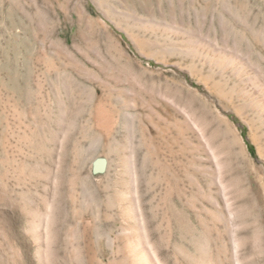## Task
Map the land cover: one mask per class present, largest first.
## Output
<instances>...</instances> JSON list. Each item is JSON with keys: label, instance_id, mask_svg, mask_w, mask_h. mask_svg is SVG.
Returning a JSON list of instances; mask_svg holds the SVG:
<instances>
[{"label": "rangeland", "instance_id": "rangeland-1", "mask_svg": "<svg viewBox=\"0 0 264 264\" xmlns=\"http://www.w3.org/2000/svg\"><path fill=\"white\" fill-rule=\"evenodd\" d=\"M189 38L235 47L264 71V0H0V264L124 263L125 237L114 246L102 237L122 229L129 235L136 226L132 218L121 219L117 207V198L129 195L124 161L131 146L152 238L163 239L161 254L169 264L173 256L183 263L176 245L188 246L199 235L191 192L210 162L196 131L176 121L178 112L168 108L166 97L200 118L221 150L240 212L242 252L250 253L251 237L259 227L264 231L263 190L225 117L258 165L264 162V120L251 116V128L227 108L219 77L182 51ZM103 107L116 119L110 132L97 121ZM145 153L151 163L142 172ZM99 156L109 162L95 174L92 163ZM183 170L185 208L172 200V182ZM82 186L93 195L85 213L67 195ZM47 192L57 200L50 257L43 255L41 222ZM174 206L182 209L180 241L169 226ZM203 219L209 223V213ZM87 222L103 236L85 233Z\"/></svg>", "mask_w": 264, "mask_h": 264}, {"label": "bare ground", "instance_id": "bare-ground-1", "mask_svg": "<svg viewBox=\"0 0 264 264\" xmlns=\"http://www.w3.org/2000/svg\"><path fill=\"white\" fill-rule=\"evenodd\" d=\"M150 26L152 27V24ZM170 29L171 31H178V29L175 27H171ZM184 45L185 46L181 48L185 54L193 58H198L201 65L204 66V64H206L210 67L209 70L211 75H214V77H219V82H222L223 87V91L221 92L220 90L219 93L221 96H223V98L225 97L227 100H229L231 105L227 107L229 108V110L234 111L239 117L244 119L245 122L251 128H254V118L251 116L256 115L261 120H264V71H262V68H260L259 65L253 63L251 61V58L249 59L246 55H244L240 50L236 49L235 47L231 48L227 45L219 46L220 44L218 45L216 42L210 41L206 38H189ZM226 72H231V76H225ZM92 74H94V72ZM231 82L233 83L232 85H230ZM165 102L168 108L174 107L176 112H178V115L180 117L178 116L176 118V121H178L183 127H191L196 131L200 141L204 146V149L207 152L208 159L210 162L209 165H206L204 166V168H202V175L200 176V179H198L199 182L197 184V187L195 188V191L191 192L194 198V207H197H195L196 210H194V212L192 211L195 217V220L193 221V231L199 232V235L194 238V241H190V245L188 246H183V244L177 243L176 253L181 256V258L183 259V263H180L179 259L177 258L178 256H173V259L171 260L170 264H264V231L262 230L263 232L261 233V229H259L260 227L257 228L253 237H251V248L249 250L250 253L247 254L248 256L242 252L243 241L238 231L240 212H238V209L236 207L237 205L235 204L236 201L235 195L233 193L234 190H232L231 186L225 180L224 177L221 150L218 146L213 143L211 138L206 134L204 124H202L203 122L199 120L200 118H197V116L195 117L183 105H176V102H174L173 99L166 97ZM98 110V115L96 117L98 119L97 121L99 125L105 128L107 132L112 131L116 120L115 117L112 113L109 112L108 109L104 107L99 108ZM225 118V120H227V122L231 125L230 127H232L234 137L245 155L247 165H249L250 167V169L248 170H250L252 178L254 177L256 180L255 185H259L261 187V190L264 191V162L262 163V165H258L257 160L249 154L245 141L241 136V133L238 131V127L232 126L233 124H231L228 115ZM143 134L145 135L144 132ZM185 134L187 133H184V135ZM165 137L167 136L165 135ZM145 138H147V136ZM141 142L142 141H139L140 146L143 144V142ZM147 144L149 143H146V145ZM128 148H130V146ZM144 148L145 147H143V150ZM134 149L135 148L131 146L130 155L126 159V161H124V167L126 168L125 171H127V173L129 174L128 193L130 196H125V194L122 193L117 198V207L120 209L119 212L121 219L127 220L132 218L131 220H135L136 226L132 229V232L129 235L127 234V232H129L128 230L122 229L117 231L114 235L104 233V237H102L103 235L101 234L100 229L97 227H93L89 222H87L86 224H84L85 233L87 231H90V229L94 230L97 237L105 238L107 244L110 246L116 245V243L120 240L121 237H125L124 245L123 247H120V251L122 252L124 259V263L122 264H169V262L161 254V245L163 243V239H160V241L155 239L153 240V232L150 227H148L149 224H147L146 221V215L143 207L144 205L142 202L143 195L139 194L138 191V186L140 182V169L137 167ZM259 153L264 161V154L262 153L260 148ZM150 163L151 162L149 160V156L147 155V153H145L141 165L142 172H145L147 170ZM187 176V171L183 170V175H181V177H179L176 182H172V186H174V188L177 190V193L173 194L172 196L173 203L174 205L176 204L181 208H185L188 205V191L185 190V186L183 184L184 181L187 179ZM251 184L249 183V185ZM88 189L82 186L81 191L79 190L80 192L75 193L73 190H70V192L67 194L71 197V199L74 200V198L76 197L80 201V210H84V213L85 208H88L93 202V195L88 191ZM257 191L258 190H256L255 186V192ZM263 191L262 195L260 194V196H258V198L260 197L259 199H264ZM257 193L259 195L260 192ZM257 193L255 194L257 195ZM125 198H129L128 204L123 203ZM43 201L44 209L41 221L45 237V248L43 249V255L46 257H50L52 241H54L52 240V238L56 216L55 208L57 205V200H55V196L52 198V195L47 192L44 196ZM76 202L77 201H75V203ZM176 210L177 209L175 208V206L171 209V219L169 220V226L172 231L170 232L173 235L177 233V236L179 237L180 241V238L182 237V232L185 229L182 224V209H178V211ZM206 212L209 213L210 216L209 223L204 222L205 220L203 219V216ZM191 247H193L195 250H192Z\"/></svg>", "mask_w": 264, "mask_h": 264}, {"label": "water", "instance_id": "water-1", "mask_svg": "<svg viewBox=\"0 0 264 264\" xmlns=\"http://www.w3.org/2000/svg\"><path fill=\"white\" fill-rule=\"evenodd\" d=\"M107 166H108V160L106 157L103 156L96 157L92 163V172L95 174L103 173L107 170Z\"/></svg>", "mask_w": 264, "mask_h": 264}]
</instances>
